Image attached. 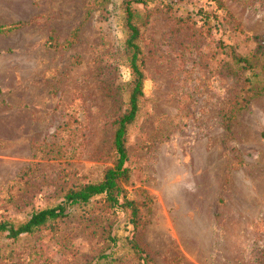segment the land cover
Returning a JSON list of instances; mask_svg holds the SVG:
<instances>
[{"label":"rangeland","instance_id":"374dc122","mask_svg":"<svg viewBox=\"0 0 264 264\" xmlns=\"http://www.w3.org/2000/svg\"><path fill=\"white\" fill-rule=\"evenodd\" d=\"M92 1L0 0V220L51 207L110 166L123 33L116 2L105 19ZM219 1L148 0L139 29L144 102L126 191L150 201L135 239L155 264H264V94L226 132L221 114L240 91L218 48L250 54L264 0ZM14 22L25 24L6 31ZM130 230L96 201L69 209L52 233L0 239V264H135Z\"/></svg>","mask_w":264,"mask_h":264},{"label":"trees","instance_id":"16d2710c","mask_svg":"<svg viewBox=\"0 0 264 264\" xmlns=\"http://www.w3.org/2000/svg\"><path fill=\"white\" fill-rule=\"evenodd\" d=\"M113 0H93L91 10H98L105 19L111 18L109 5ZM120 15L119 28L122 31V53L125 58L127 81L120 87L121 113L111 122L110 166L103 169L99 180L72 186L66 189L61 200L51 206L30 212L22 221L0 220V239L15 242L22 236L37 232H54L58 223L67 216L71 208H81L100 202L112 214H121L130 225V234L124 238L127 251L135 264H155L150 253L142 249L135 237L144 225V210L150 207L147 198L132 199L128 197L126 185L129 180L126 147L129 132L134 126L143 104V82L145 80V56L140 45V27L144 26L150 16L146 8L148 0H114ZM210 1V0H209ZM220 9L219 0H211ZM200 19L208 17L200 13ZM25 22H14L5 29L21 27ZM240 32L241 30L238 29ZM254 48L248 56L239 55L232 46L218 42V48L227 60V72L239 83V94L231 98L220 117L223 129L229 132L235 114L243 110L251 99L264 94V36L251 35ZM74 40V34L66 46ZM259 64L261 75L255 70ZM112 245L115 240L112 238ZM107 255L100 256L101 259Z\"/></svg>","mask_w":264,"mask_h":264}]
</instances>
